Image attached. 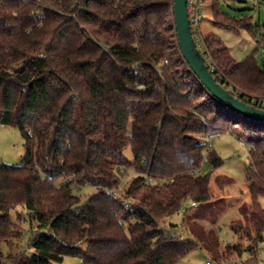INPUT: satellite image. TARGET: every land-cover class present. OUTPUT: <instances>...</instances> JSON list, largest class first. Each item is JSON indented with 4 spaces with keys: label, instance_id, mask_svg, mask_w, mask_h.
I'll return each instance as SVG.
<instances>
[{
    "label": "trees",
    "instance_id": "16d2710c",
    "mask_svg": "<svg viewBox=\"0 0 264 264\" xmlns=\"http://www.w3.org/2000/svg\"><path fill=\"white\" fill-rule=\"evenodd\" d=\"M202 1L211 2L219 27L255 36L252 17L228 15L223 0ZM173 5L0 0V123L17 126L26 146L21 165L0 164V264L3 247L23 237L11 215L20 206L31 230L28 249L9 255L14 264H54L66 256L80 264H175L196 247L223 261L241 254L239 243L221 248L218 231L194 217L186 220L188 238L164 227L188 202L222 210L223 201H212L211 175L190 174L204 161L202 136L217 131L251 147V203L239 207L233 229L256 254L264 240V123L227 108L193 73L179 47ZM202 39L217 81L264 108V60L253 52L238 61L215 34ZM213 150L207 160L216 167L221 158ZM149 176L169 180L149 183ZM74 185L96 192L82 204Z\"/></svg>",
    "mask_w": 264,
    "mask_h": 264
},
{
    "label": "rangeland",
    "instance_id": "374dc122",
    "mask_svg": "<svg viewBox=\"0 0 264 264\" xmlns=\"http://www.w3.org/2000/svg\"><path fill=\"white\" fill-rule=\"evenodd\" d=\"M223 10L232 17H252L253 31L255 36L247 30L232 31L219 27L213 24L212 21V4L210 1H203L201 6V12L203 19L201 21V33L206 36L207 32L205 25H214V33L218 36L230 49L232 56L238 60H243L246 56L256 52V57L263 65L264 60V0H258V4L254 5L253 0H223ZM212 21V22H211ZM195 36L200 37L198 30L195 31ZM201 50V47H200ZM210 62L211 60L208 59ZM264 105V99L262 100ZM211 140L213 142V151L221 158L220 163L215 167L208 160L203 161L201 170L203 174L211 175V189L215 206H219L223 201L221 196L234 197L232 201L243 200L247 204L251 203V196L249 192L248 183L245 175V166L250 161V145H243L240 138L233 132L217 131L211 134ZM244 141V140H242ZM126 155L132 158V151L130 148L126 149ZM26 154L25 138L21 130L17 126L4 125L0 123V164L7 165H21ZM135 173L127 175V182L134 176ZM222 175L223 178L229 177L232 179L231 183L226 181L216 182L215 176ZM125 180V181H126ZM125 181L123 183H125ZM59 182V181H58ZM126 182V183H127ZM60 183V182H59ZM58 183V184H59ZM125 183V185H126ZM124 185V187H125ZM75 194L81 198V203L87 202L89 197L96 192L93 187H80L78 185L73 186ZM236 201V202H237ZM233 202L223 214L220 213V218L217 221V231L221 248H224L227 244L239 243L242 253L233 254L226 261L218 260L213 255L209 254L201 247L194 248L185 257L180 259L175 264H264V240L259 243L256 254H253L249 248L252 245V241L247 239H240L233 229V225L237 223L239 218V212L237 209V203ZM261 206L264 208V197L260 198ZM220 207V206H219ZM199 207H193L190 202L185 205L184 209L175 213L169 217L164 227L173 233L179 234L184 238L190 237L188 230L183 223L184 217L190 213H197ZM220 212V211H219ZM21 214V217L19 214ZM12 218L19 222L24 230L23 237L20 243L15 244L11 248L3 247L5 257L2 258V264H14V258H10L9 255H17L21 250L28 249L29 232L31 230V222L28 217L27 211L22 207H17L11 211ZM190 215V216H191ZM186 222V221H185ZM34 227L36 223L32 222ZM81 259L79 257L66 256L60 263L54 264H80Z\"/></svg>",
    "mask_w": 264,
    "mask_h": 264
},
{
    "label": "water",
    "instance_id": "95a60500",
    "mask_svg": "<svg viewBox=\"0 0 264 264\" xmlns=\"http://www.w3.org/2000/svg\"><path fill=\"white\" fill-rule=\"evenodd\" d=\"M189 0H174L173 13L179 47L190 69L207 90L223 105L246 119L264 123V108L252 106L234 96L218 82L195 39L188 11Z\"/></svg>",
    "mask_w": 264,
    "mask_h": 264
},
{
    "label": "built area",
    "instance_id": "2783aa9c",
    "mask_svg": "<svg viewBox=\"0 0 264 264\" xmlns=\"http://www.w3.org/2000/svg\"><path fill=\"white\" fill-rule=\"evenodd\" d=\"M202 2H203L202 0H189L188 11H189V16H190L194 36H195L196 30H198V32L200 33L199 38H197L195 36L196 41H199L198 46H199V48L201 47V49H205V45H204V42L202 39L203 35L200 31L201 30L200 24H201V21L203 19V15L201 12ZM253 3H254V5H257L258 0H253ZM211 70L212 71L214 70L213 65L211 66ZM240 141L243 145L247 144L245 141H242V140H240ZM202 143H203V147H204L203 153H204V161H205V160H207L208 153L213 149V142L211 140V134L210 133L204 134L202 136ZM190 174L200 175V174H202V170H201V168H194V169L190 170ZM168 180L169 179H167V178H156V177H151V176H149L147 178V181L149 183H161V184H163ZM106 192L109 195H115L117 193V190L116 189L115 190L106 189Z\"/></svg>",
    "mask_w": 264,
    "mask_h": 264
},
{
    "label": "crops",
    "instance_id": "0c3cea01",
    "mask_svg": "<svg viewBox=\"0 0 264 264\" xmlns=\"http://www.w3.org/2000/svg\"><path fill=\"white\" fill-rule=\"evenodd\" d=\"M211 13H212V9H211ZM212 21H213V24H216L215 22H214V19H213V13H212ZM211 21V22H212ZM206 27H205V29H208V30H206V31H208L207 32V34H206V36L207 35H211V34H215L213 31H214V25H208V24H206L205 25ZM203 35V34H202ZM217 176V175H216ZM232 180V179H231ZM221 200H223V207H222V210L219 212V211H211V209H206V210H204V209H199L198 210V213H192V215L190 214V213H188L185 217H184V220H183V223H184V225H185V228L187 229V227H186V220H187V218H189V217H194V219H196V220H198L200 223H202L206 228H213V229H216L217 230V227H216V225H217V221L219 220V218H220V213L221 214H223L232 204H234L233 202H236L237 201V199H239V198H236L235 200L236 201H232V202H230L229 200H230V198H231V200L232 199H234V197H230V196H225V195H222L221 197ZM229 200H228V199ZM242 198V200H238L236 203V207H237V209H238V212H239V218H238V220H240V219H242V215L240 214V211H239V207L243 204V203H247L246 201H244L243 200V197H241ZM213 202L215 201V199L213 198V200H212ZM191 205H193V207H199V205L198 204H196V203H190ZM191 215V216H190ZM237 235V234H236ZM245 239H247L248 240V238H245Z\"/></svg>",
    "mask_w": 264,
    "mask_h": 264
}]
</instances>
